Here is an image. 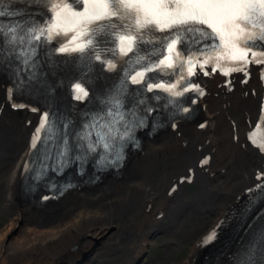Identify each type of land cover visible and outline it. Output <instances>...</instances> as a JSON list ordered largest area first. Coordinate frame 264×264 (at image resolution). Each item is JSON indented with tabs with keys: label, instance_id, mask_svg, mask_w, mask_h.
Masks as SVG:
<instances>
[{
	"label": "bare ground",
	"instance_id": "bare-ground-1",
	"mask_svg": "<svg viewBox=\"0 0 264 264\" xmlns=\"http://www.w3.org/2000/svg\"><path fill=\"white\" fill-rule=\"evenodd\" d=\"M246 72L199 70L196 83L204 95L198 92L189 119L144 137L118 177L106 176L92 187L68 191L54 206L48 201L40 208L18 194L40 113L27 118L33 104L12 94L0 73V216L7 219L0 229V264L63 262L71 247L84 250L101 233L97 259L128 264L136 250L142 254L157 220L166 213L174 218L187 206L185 216L195 215L198 222H181L179 232L186 239L206 232L179 264H209L211 250L204 238L213 230L219 238L222 225L237 216L239 202L264 173V153L248 139L264 117V69L253 62ZM191 184L199 187L192 197L187 187ZM32 213L43 215L36 220ZM75 255L64 260L72 262ZM93 262L91 258L88 264Z\"/></svg>",
	"mask_w": 264,
	"mask_h": 264
},
{
	"label": "snow or ice",
	"instance_id": "snow-or-ice-1",
	"mask_svg": "<svg viewBox=\"0 0 264 264\" xmlns=\"http://www.w3.org/2000/svg\"><path fill=\"white\" fill-rule=\"evenodd\" d=\"M51 13L47 22L38 30L31 29L29 35L39 41L44 37L51 41L55 37H64L65 42L59 52H85L96 45L97 35L111 37V43L117 47L108 49L113 56L129 57L126 63L132 83H144L149 92L160 89L173 96H181L187 91H196L204 95L199 86L190 87V78L196 74L197 67L201 71L207 65L215 63L212 71L222 68L221 61L229 62L230 71H245L250 63L264 64V0H45ZM82 5V10L80 6ZM0 15H3L0 12ZM120 21V24H117ZM127 21V23H125ZM145 30L167 33L159 38V46L148 57L139 55L142 43H154L144 39ZM15 28L4 29L0 25V45L7 40L15 43ZM36 34L33 36L32 33ZM11 33L9 36L8 34ZM21 42L23 38L21 37ZM202 47L189 53L187 43ZM31 42V40L29 41ZM178 45L185 47L178 49ZM253 49H259L255 51ZM165 51L167 55H165ZM198 53V54H197ZM155 56L158 62L143 63ZM97 60L101 57L96 55ZM139 65L143 70L136 71ZM108 68H116V64L108 61ZM186 71V75L184 74ZM146 73H157L146 76ZM208 75V72H204ZM178 75L175 83H151L163 76ZM264 78V72H262ZM188 82V83H185ZM184 84L183 92L175 89ZM76 98L83 99L87 92L76 85ZM81 93L83 95H81ZM159 98V97H157ZM47 123L45 116L33 137L32 147L40 140V133ZM264 125L261 117L257 127ZM253 147L264 153V141L257 140L255 132L249 135ZM108 147L107 144L104 145ZM94 150V149H93ZM120 158L119 156L117 157ZM206 163V161H205ZM264 178L261 174L257 179ZM261 187V185H257ZM216 239V231L207 235L203 243L211 244ZM264 242V235L261 237Z\"/></svg>",
	"mask_w": 264,
	"mask_h": 264
},
{
	"label": "rangeland",
	"instance_id": "rangeland-1",
	"mask_svg": "<svg viewBox=\"0 0 264 264\" xmlns=\"http://www.w3.org/2000/svg\"><path fill=\"white\" fill-rule=\"evenodd\" d=\"M187 187L190 188L189 191L191 197L195 192L198 191L199 188V187L197 188L194 184L188 185ZM218 198H222V197L218 196ZM235 200L236 198L233 201L232 200L230 201L231 203L228 206L229 208L233 205ZM1 203H2V198L0 197V207H1ZM187 210H189L188 206L182 213H180L178 216L174 218L169 213H166L162 219L157 220V222H155L154 226L152 227L154 234L152 233L153 235L150 236L149 241L146 243L143 249L140 250L142 254H140L139 250H136L135 253L131 256L130 261H128V264H132L135 261H137V264H179L181 260H186V257L189 256L190 249L193 247L194 242L196 240H201V236L206 232L202 230L199 233L195 232L193 234V237H191L190 239H186L185 237H183L184 234H182L181 232L182 230H180V232L178 230V227L180 226L181 222L182 224L185 223V225H190L198 222V219L196 218L195 215L191 216V214L188 213L185 216ZM221 210L222 209H218L217 215L221 212ZM40 215L42 216L43 214L38 215L32 213V216L35 217V219L37 218L39 220H40L39 218ZM4 222H7L6 217L0 216V229L3 227ZM164 228L166 229L165 231H163ZM152 230H149L150 234ZM101 237H102V233L99 237L97 236L95 238L97 240H100L102 245L103 240L101 239ZM172 238H175L177 241H183V242L182 243L174 242ZM91 242H93V240ZM115 247L118 248V246ZM169 252L172 253L167 257V254ZM118 256L121 257L122 255H118ZM26 260L29 261V259H25L24 261ZM98 260L99 258L97 259L96 256L92 264L98 263L99 262ZM101 263L118 264L115 259L111 260L106 258H101Z\"/></svg>",
	"mask_w": 264,
	"mask_h": 264
},
{
	"label": "water",
	"instance_id": "water-1",
	"mask_svg": "<svg viewBox=\"0 0 264 264\" xmlns=\"http://www.w3.org/2000/svg\"><path fill=\"white\" fill-rule=\"evenodd\" d=\"M121 170L118 171L113 176L118 177L120 175ZM102 179L100 181H102ZM100 181H98V182H100ZM52 206H54V205H52ZM93 240H95V242L93 244H91L90 246H88L84 250H80L79 252H77L78 247H79L78 245H74L73 247H71L70 251L65 255V257L73 258V256L76 254L75 256H77V257L72 262H68V261L64 260L65 257H63V262L56 261L55 263L56 264H88V262L91 258H92V260H95L96 257H94V256H99V252L97 251L96 248L98 245L101 246V244H100L101 241L97 240L96 238H93ZM59 256H62V255H59ZM101 258H102V256H101ZM102 261H103V259H102ZM132 264H137V261H135Z\"/></svg>",
	"mask_w": 264,
	"mask_h": 264
},
{
	"label": "flooded vegetation",
	"instance_id": "flooded-vegetation-1",
	"mask_svg": "<svg viewBox=\"0 0 264 264\" xmlns=\"http://www.w3.org/2000/svg\"><path fill=\"white\" fill-rule=\"evenodd\" d=\"M94 257H96V256H94ZM99 262L98 263H95V264H102L101 263V258L98 260Z\"/></svg>",
	"mask_w": 264,
	"mask_h": 264
}]
</instances>
